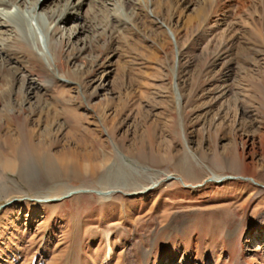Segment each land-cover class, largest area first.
Listing matches in <instances>:
<instances>
[{"label":"rangeland","instance_id":"rangeland-1","mask_svg":"<svg viewBox=\"0 0 264 264\" xmlns=\"http://www.w3.org/2000/svg\"><path fill=\"white\" fill-rule=\"evenodd\" d=\"M9 2L0 264H264V0Z\"/></svg>","mask_w":264,"mask_h":264},{"label":"bare ground","instance_id":"bare-ground-1","mask_svg":"<svg viewBox=\"0 0 264 264\" xmlns=\"http://www.w3.org/2000/svg\"><path fill=\"white\" fill-rule=\"evenodd\" d=\"M9 1L7 2L6 0H0V29H2V28L10 29L11 28L10 25H9V23H10L9 22V14L7 12H5V8L7 7V4L10 3ZM48 1L49 0H44V2L42 3V5H47ZM129 1L130 0H128V2ZM17 2H18V0H13V5H16ZM83 3L84 2H81L80 1V4L78 6H81ZM129 3L126 4L127 7L129 5ZM19 4L20 3H18V5ZM76 9L77 8H76L75 4L68 3L66 5V11H67L66 14H64V11H61L60 13H58L57 15H55V16L52 17V19L54 18V21L53 22H55V21L58 20L60 22L65 23L66 21H69V20L73 19L75 16H73V13L71 11L72 10L75 11ZM33 14H35V10L32 13H30V17H32V16L35 17V15H33ZM76 30H78V32H80L83 29L82 28H76ZM55 31H56V29H55ZM13 33L14 32H12L10 34V36L7 38L8 41L6 43H2V44L0 43V67L5 68V69H8L9 71H11L13 73V75H11L12 78L9 76V78H11V81L9 83L7 82L8 83L7 86L9 85L8 86V89H6V92L4 91V93H2L3 94L2 97L7 98L8 100H9L10 95L14 91L16 82L18 81L17 80V77H19L23 83H26L25 80H24L25 75L22 72L23 69L21 70L20 67L17 64H12L7 59V55L9 56V52H11L10 51L11 44L16 42V38L13 36ZM29 90H30V92L31 91H33V92L36 91L35 88L32 87L31 85L29 87ZM29 100L30 99H28V101ZM8 104L10 105L11 102H8ZM53 197H55V196H51L49 198H53ZM57 197H59V196H56L55 198H57Z\"/></svg>","mask_w":264,"mask_h":264},{"label":"water","instance_id":"water-1","mask_svg":"<svg viewBox=\"0 0 264 264\" xmlns=\"http://www.w3.org/2000/svg\"><path fill=\"white\" fill-rule=\"evenodd\" d=\"M172 35V37H173V34H171Z\"/></svg>","mask_w":264,"mask_h":264}]
</instances>
